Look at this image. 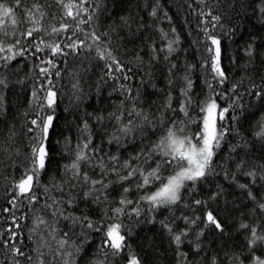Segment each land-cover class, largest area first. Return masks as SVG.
<instances>
[{"label":"snow or ice","instance_id":"6c2138e0","mask_svg":"<svg viewBox=\"0 0 264 264\" xmlns=\"http://www.w3.org/2000/svg\"><path fill=\"white\" fill-rule=\"evenodd\" d=\"M144 8L150 20L171 22L160 0ZM122 11L120 0H0V125L8 129L0 141V168L11 173L3 177L7 218L0 216L6 224L0 228V264H79L85 257V264H161L168 250L175 264H264V194L255 191L264 189V0H199L196 35L187 32L183 49L174 26L155 28L159 44L145 42L143 33L153 25L131 13L114 18ZM70 58L102 65L100 79L112 80L121 99L105 107L111 95L99 97V106L84 112L87 119L65 108L88 134L74 150L65 144L68 155L60 159L68 162L60 164L54 161L60 141L50 143L61 102L57 82L62 71H71L57 66ZM161 63L165 88L153 92L149 86L155 88ZM13 64L17 73L28 68L33 79L24 91L35 110L24 113L19 134L8 99ZM237 69L242 75L230 80ZM78 76L71 84L77 108L85 100ZM90 120L100 129L99 145ZM220 176L228 188L216 182ZM233 188L252 205L238 219L232 215L241 206ZM21 221L31 247L23 244ZM230 228L244 236L237 249L205 243Z\"/></svg>","mask_w":264,"mask_h":264},{"label":"trees","instance_id":"16d2710c","mask_svg":"<svg viewBox=\"0 0 264 264\" xmlns=\"http://www.w3.org/2000/svg\"><path fill=\"white\" fill-rule=\"evenodd\" d=\"M40 3H44L45 0H39ZM154 0H120V7L122 8V12H117L116 16L114 18L118 19V16L121 14H127L131 13L134 18L139 19V17L143 16L146 23L152 24L153 28L148 29L143 33L145 42H151V39H155L157 41V44H159V36L158 33L155 31L156 27H162L165 29V31H169L171 27H175L178 32L181 34V39L183 41L181 48H187L188 47V37L187 32L192 31L193 36L196 35L195 32V26L198 22L197 15L193 11V9L198 10L199 0H160V4L163 6L164 9L168 11L169 16H171V22L164 19L162 16L158 20H150L148 18L147 12L150 9H145L144 5L146 3L151 4ZM207 4H212L213 0H205ZM258 3V0H256ZM109 3H111V0H109ZM189 5L192 6V8H189ZM255 6V5H253ZM251 9H249V12ZM253 23L256 24V28H259V23L255 20V18H252ZM245 29L250 27L249 23L246 22L244 25ZM237 43H240V37H235ZM225 43H228L227 40H225ZM129 49H131L132 45H127ZM231 48H235V45H232ZM231 50V49H230ZM147 48H144L141 51V55L144 57L145 60L148 59L147 56ZM132 56V52L129 51L126 56L123 58L125 60L130 59ZM194 57V50L189 49V52L187 54V58L189 60H193ZM184 54L181 53L180 60L183 61ZM240 58L238 57V62ZM78 66V67H77ZM58 68L64 70L66 67L68 70L71 71V74H69V71H62V77L59 79L58 88L59 93L61 97V102L59 104V107L57 108V116H58V127L55 129V131L52 132L51 136V144H55L57 140L60 141V144L56 148V152L54 153V161L63 164L68 162L67 159H60V156L67 157L68 152L65 150L64 146L67 143L68 149L74 150L77 139L82 136H87V132H81L80 129L77 127L81 121L80 119L74 118L72 115L67 114L64 110L65 108L68 109H76L78 116H83L85 119H87L86 116H84V112H91L92 107L89 105L99 106L96 104L97 99L99 97H108L111 95V99L104 101V106L107 107L108 104H118L121 97L119 90L113 91V88L115 87V84L112 80H108L106 77L104 80H101L100 77L102 75V65L97 64L95 61L92 62V65H89V62L87 60L81 61L80 59H77L76 61H72L71 58L69 59V64L65 66L63 63L58 64ZM17 65L13 64L12 69L8 72V78L10 82V89L11 91L8 92V99L11 105L14 107V115H16L15 119V127L17 133H21L24 130V124L26 122V118L24 116V113L31 114L35 109L29 108L27 105V102L25 100V97L30 95V91L26 92L24 91L25 86L30 90L33 84V79L30 78L32 76V73L29 72L28 68H24L20 70L18 73L16 72ZM79 72V76L77 79H79V89L81 93L84 95L85 100L84 102L77 108L74 96H73V89L71 87V84L73 82V77L76 76V72ZM133 71H136V69L133 67ZM53 76L55 73V69L52 70ZM165 72V66L163 63L157 64L155 66L154 76H153V82L155 83V88H151L149 86L150 91H158L165 88V82L163 79V73ZM5 75L4 69L0 68V76ZM242 73L237 69L235 72L230 74V80L235 81L240 78ZM21 78L24 79V84L21 85L17 83L18 80ZM106 81V82H105ZM138 80L131 81V84L133 88H135L136 83ZM258 82V81H257ZM121 83H124L123 80H121ZM247 86V80H245V83L243 86L239 88V91L241 93L244 92V87ZM13 92L19 93V96L12 94ZM153 99L156 100L157 104H160L162 102V98L160 96H155ZM248 97H244V102L247 103ZM18 105V107H16ZM111 110V109H109ZM18 113V115H17ZM43 114V113H42ZM91 126V131L93 133V143L99 145L102 137L100 136V129L96 125L95 121L90 120L89 121ZM108 131H111V128L108 129ZM8 133V129L0 125V141H3L5 136ZM65 138H69L70 143L66 141ZM105 140V143L103 145L105 151H108V145L106 142V138H103ZM233 143L236 141L229 138ZM224 152L227 151V145H223ZM115 150L114 148L112 149ZM8 175L11 176V173H6L3 168H0V216H4L7 218V214L2 212V208L5 206V181L4 176ZM57 178H59V174L57 173ZM49 177L45 176L42 183H47ZM217 183L222 184L225 188H228V181H225L222 176L218 177L216 180ZM241 182H246V180L241 179ZM205 186L204 185H198L197 190L203 192ZM232 191L233 195L238 197V200L240 202V208L237 212H234L232 215L235 218H239L240 212L247 213L248 210L252 207L250 203H247L244 200V197L240 195L239 190L236 189H230ZM257 195L264 194V189L257 188L255 189ZM195 194V193H194ZM115 195V193H113ZM231 199V197H229ZM23 211V209H22ZM167 213L158 214L157 218L161 219L163 218V215H166ZM179 212H177V215ZM11 223V221H8ZM21 224H25L24 221H21ZM6 224L3 221H0V228H5ZM133 228H135V225H133ZM23 244L26 247H31V244L27 240V225L25 224V227L23 228ZM94 239H97L98 237H94ZM211 239L213 241V245L215 247H223V251L228 250L229 247L233 249H237L240 245L244 242V236L241 233L234 232L231 228L228 231V234L223 237H208L205 239V243H207V240ZM167 247V245H164V248L161 250L164 251V249ZM188 244L187 242L185 245L182 246L183 251H188ZM87 260V257H85V260H80L79 264H85V261ZM0 261H3V255L0 254ZM58 264V262H57ZM161 264H175V258L174 254L171 250L164 252V257L161 259Z\"/></svg>","mask_w":264,"mask_h":264}]
</instances>
